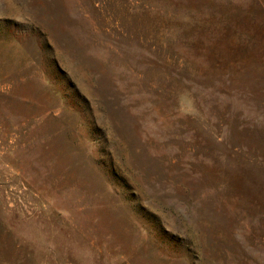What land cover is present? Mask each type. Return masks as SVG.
Masks as SVG:
<instances>
[{"label": "rangeland", "instance_id": "rangeland-1", "mask_svg": "<svg viewBox=\"0 0 264 264\" xmlns=\"http://www.w3.org/2000/svg\"><path fill=\"white\" fill-rule=\"evenodd\" d=\"M0 264H264V0H0Z\"/></svg>", "mask_w": 264, "mask_h": 264}]
</instances>
